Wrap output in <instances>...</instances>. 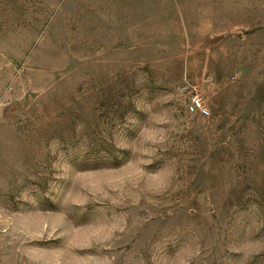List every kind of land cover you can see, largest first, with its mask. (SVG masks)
Here are the masks:
<instances>
[{
    "label": "rangeland",
    "instance_id": "374dc122",
    "mask_svg": "<svg viewBox=\"0 0 264 264\" xmlns=\"http://www.w3.org/2000/svg\"><path fill=\"white\" fill-rule=\"evenodd\" d=\"M0 264H264V0H0Z\"/></svg>",
    "mask_w": 264,
    "mask_h": 264
},
{
    "label": "built area",
    "instance_id": "2783aa9c",
    "mask_svg": "<svg viewBox=\"0 0 264 264\" xmlns=\"http://www.w3.org/2000/svg\"><path fill=\"white\" fill-rule=\"evenodd\" d=\"M192 106H193V108L196 109V110H204L203 103H202V101H201L198 97H196V98L193 100V102H192Z\"/></svg>",
    "mask_w": 264,
    "mask_h": 264
}]
</instances>
